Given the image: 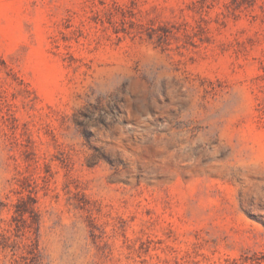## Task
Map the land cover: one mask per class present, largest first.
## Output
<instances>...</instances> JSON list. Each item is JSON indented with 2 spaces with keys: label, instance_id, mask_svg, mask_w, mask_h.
<instances>
[{
  "label": "rangeland",
  "instance_id": "rangeland-1",
  "mask_svg": "<svg viewBox=\"0 0 264 264\" xmlns=\"http://www.w3.org/2000/svg\"><path fill=\"white\" fill-rule=\"evenodd\" d=\"M0 264H264V0H0Z\"/></svg>",
  "mask_w": 264,
  "mask_h": 264
}]
</instances>
